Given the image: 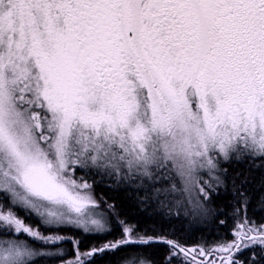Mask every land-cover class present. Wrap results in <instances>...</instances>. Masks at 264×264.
I'll list each match as a JSON object with an SVG mask.
<instances>
[{
    "label": "snow or ice",
    "instance_id": "obj_1",
    "mask_svg": "<svg viewBox=\"0 0 264 264\" xmlns=\"http://www.w3.org/2000/svg\"><path fill=\"white\" fill-rule=\"evenodd\" d=\"M86 175L168 226L101 211ZM221 192L231 239L188 245L171 221L216 219ZM254 199L264 211V0H0V264H95L124 248L121 264H156L153 246L165 264H264ZM113 216L120 234L100 247L59 234H108ZM69 240L70 260L34 246Z\"/></svg>",
    "mask_w": 264,
    "mask_h": 264
},
{
    "label": "trees",
    "instance_id": "obj_2",
    "mask_svg": "<svg viewBox=\"0 0 264 264\" xmlns=\"http://www.w3.org/2000/svg\"><path fill=\"white\" fill-rule=\"evenodd\" d=\"M85 179L93 184V192L97 200L100 201V208L102 207V204L103 208L106 206L104 201H107L108 204H114L116 206V211L119 213V219H126L129 223L137 225V227L141 230H151L154 227H159L161 223H165L166 227L168 226L167 222L162 221L161 219L160 209L154 204L140 203L136 192L126 189L118 190L114 186L109 187L108 185L111 181L107 179L101 181L98 176L94 177L92 175H86ZM203 179H207V177H203ZM230 201L231 197L229 193L221 192L220 195L215 198V204L217 207L222 209L223 212L216 219L208 217L206 222L203 224L195 225L191 228L185 224L183 229H181V222L173 219L171 221V226L177 229L178 236L182 240L187 241V244L190 246L198 243L211 245L214 241L222 237L231 239L229 233L231 227L233 226V219L231 217L230 208L228 207ZM248 214L257 221L264 219V211L257 206L255 199L249 207ZM23 217L27 222L36 224L35 219H31L28 216ZM220 220H225L226 223L221 225L219 223ZM67 234L73 237V239L80 241L79 247L81 251H87L94 246L100 247L107 240H112L113 238L118 237L120 233H118L116 229L103 235L85 236L84 234L74 231H67ZM20 239H25L28 240L29 243H33L31 239L26 236H21ZM34 246L37 249L50 251L61 249L65 254L63 259L66 260L72 259L74 255V246L71 240L68 242H61L57 246L43 245L38 242L35 243ZM129 251H132V249L124 248L115 253L107 252L103 255L98 254L93 259L95 260V264H121L120 258ZM142 251L147 256H150L156 264H165L167 250L163 246H153L142 249ZM245 255L247 256L249 253H245ZM60 262V258L51 257L37 260L35 261V264H61Z\"/></svg>",
    "mask_w": 264,
    "mask_h": 264
},
{
    "label": "rangeland",
    "instance_id": "obj_3",
    "mask_svg": "<svg viewBox=\"0 0 264 264\" xmlns=\"http://www.w3.org/2000/svg\"><path fill=\"white\" fill-rule=\"evenodd\" d=\"M84 173H82V172H77V176H80V175H83ZM205 178H206V176H205ZM88 181V180H87ZM89 182V181H88ZM90 183V182H89ZM104 210H106V206H104V208H103V204H102V207H101V211H104ZM20 213H22V214H20L21 216H25V214L23 213V212H20ZM29 218H33V219H35V221H36V224H34V223H32V225L33 226H37L38 225V221L36 220V218L35 217H31V216H28ZM41 227V230L42 231H44V233H45V235H49V234H51L50 232H48L47 230H45L44 228H43V226H40ZM111 227H112V230H116L117 229V231H118V233H120V228H119V226H118V224H117V218L115 217V216H113L112 217V220H111ZM67 231H74V232H77L76 230H74V229H62V230H60V232H59V234L60 235H67V236H69L68 234H67ZM77 233H79V232H77ZM80 234H82V233H80ZM66 242H68V241H66ZM37 250H39V251H43V252H53V253H55V252H57V250L56 251H50V250H43V249H37ZM64 253V252H63ZM104 254V253H103ZM103 254H100V255H103ZM65 255V254H64ZM51 257H55V256H42V257H36L35 258V261H37V260H41V259H43V258H51ZM64 257V256H63ZM66 260V259H65ZM61 263V262H60Z\"/></svg>",
    "mask_w": 264,
    "mask_h": 264
}]
</instances>
